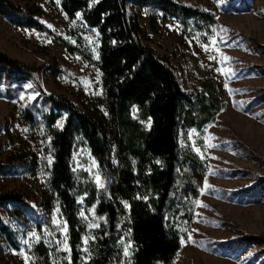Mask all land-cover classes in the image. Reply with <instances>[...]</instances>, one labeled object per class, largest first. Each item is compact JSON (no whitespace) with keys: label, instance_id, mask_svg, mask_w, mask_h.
I'll return each instance as SVG.
<instances>
[{"label":"trees","instance_id":"obj_1","mask_svg":"<svg viewBox=\"0 0 264 264\" xmlns=\"http://www.w3.org/2000/svg\"><path fill=\"white\" fill-rule=\"evenodd\" d=\"M60 6L72 21L80 14L74 34L80 25L96 32L95 50L45 22L38 5L0 0V17L11 26L52 37L95 66L102 73L107 115L45 91L33 67L0 51V98L13 101L24 83L36 91L32 98L30 89L25 90L21 117L29 139L38 145L35 152L0 157V178L40 172L46 176V198L37 205L0 182V236L18 249L19 231L35 228L39 238L32 264H175L195 220V199L206 173L191 144L181 143V133L192 128L203 132L216 122L226 101L209 78L201 88L185 90L176 68L145 43L147 36L132 10L149 8L154 31L159 29L158 13L163 23L176 20L188 30L209 31L220 23L203 5L183 0H60ZM229 7L242 12L250 5L248 0L221 5L223 10ZM50 69L70 76L59 65ZM79 147L95 158L103 187L90 176H77L72 156ZM261 181L253 187L257 197L264 192V177ZM56 203L68 226L67 245L43 231L52 224ZM124 238L131 243L127 262Z\"/></svg>","mask_w":264,"mask_h":264},{"label":"rangeland","instance_id":"obj_2","mask_svg":"<svg viewBox=\"0 0 264 264\" xmlns=\"http://www.w3.org/2000/svg\"><path fill=\"white\" fill-rule=\"evenodd\" d=\"M12 1L22 6L38 5L45 22L95 50L96 32L80 25L79 32L74 34L80 14L72 21L61 9L60 0ZM183 1L201 4L213 12L220 28L188 30L176 20L163 23L158 13L159 29L154 31L149 8L132 10L147 36L145 43L176 68L185 90H197L202 87L203 79L209 78L215 81L226 101V108L216 122L203 132L192 128L181 133V143L191 144L205 162L206 173L200 180V196L195 199V220L183 239L175 264H264V192L258 197L252 193L264 177V0H248L250 8L242 12L221 8L224 4L238 6L241 0ZM0 51L33 67L45 91L67 96L81 108L107 115L102 103V73L52 37L11 26L0 17ZM53 65L66 69L70 76L52 71ZM23 86L24 90H19L13 101L0 98L1 158L38 150L36 142L29 139L28 127L21 117L25 90L30 89L32 98L36 91L30 83ZM259 97H262L260 102ZM137 111L135 107V116ZM72 158L77 176L80 179L90 176L100 186L101 174L89 149L77 148ZM0 182L7 189L22 191L34 205L45 201L46 176L42 172L9 175L1 177ZM235 192L246 198L239 199ZM198 202L206 207L198 206ZM5 216L18 229L16 222ZM83 216L90 222L87 213L83 212ZM43 231L67 245L68 226L58 203L54 206L51 226H45ZM19 233L18 249L6 245L0 236V264L33 263L32 248L39 234L35 228ZM247 235L260 238L249 240ZM243 240L249 244L244 245ZM129 245L124 238V248L128 250V255L124 250L126 262L130 257Z\"/></svg>","mask_w":264,"mask_h":264},{"label":"snow or ice","instance_id":"obj_3","mask_svg":"<svg viewBox=\"0 0 264 264\" xmlns=\"http://www.w3.org/2000/svg\"><path fill=\"white\" fill-rule=\"evenodd\" d=\"M224 31H226V30H224ZM223 42L224 43H227V41H223ZM212 43H213V45L216 44L215 39H213ZM206 50H207V48H206ZM216 50L219 51V49H216ZM210 58L211 59H215V57H210ZM224 59L225 60H228L229 58L228 57H224ZM210 146H212V145H210ZM99 180H100V178L97 176V182L98 183H99ZM100 187H103V184L102 183L100 184ZM198 206H204V207H206L205 205H199V202H198ZM94 226H98V225H94ZM65 231H66V229H65ZM33 235H35V234H33ZM188 239L191 240V236H189ZM129 247H131V246L129 245ZM125 255H128V250L127 249L125 250Z\"/></svg>","mask_w":264,"mask_h":264}]
</instances>
